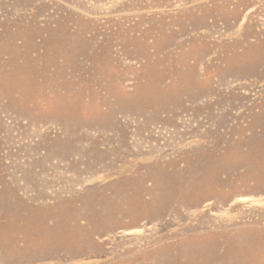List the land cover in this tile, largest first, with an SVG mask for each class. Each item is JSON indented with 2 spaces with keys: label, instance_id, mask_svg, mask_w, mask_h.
I'll list each match as a JSON object with an SVG mask.
<instances>
[{
  "label": "rangeland",
  "instance_id": "374dc122",
  "mask_svg": "<svg viewBox=\"0 0 264 264\" xmlns=\"http://www.w3.org/2000/svg\"><path fill=\"white\" fill-rule=\"evenodd\" d=\"M0 264H264V0H0Z\"/></svg>",
  "mask_w": 264,
  "mask_h": 264
}]
</instances>
